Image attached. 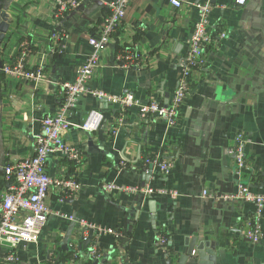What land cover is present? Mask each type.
Returning <instances> with one entry per match:
<instances>
[{
	"label": "crops",
	"instance_id": "crops-1",
	"mask_svg": "<svg viewBox=\"0 0 264 264\" xmlns=\"http://www.w3.org/2000/svg\"><path fill=\"white\" fill-rule=\"evenodd\" d=\"M58 1L0 0V23L8 25L0 41L4 166L34 154L41 120L55 115L62 103L59 84L74 81L91 52L88 38L100 32L114 0H74L78 7L63 18ZM180 1L175 8L169 0H134L101 51L89 84L93 91L167 105L197 20L195 5L209 1L214 40L205 48V65L191 73V92L177 123L143 121L136 109L121 118L105 101L90 95L79 99L63 138L80 151L82 162L50 155L46 172L72 177L80 188L66 196L50 189L45 203L53 214L39 239L13 250V261L5 260L9 249L0 247V264H264V207L262 238L252 244L242 234L254 204L202 197L203 191L234 195L247 181L254 193L264 195V0H246L240 7L233 0ZM17 64L26 72L40 70L43 78L32 82L3 72ZM92 110L102 112V124L97 131H81L78 126ZM238 134L245 139L251 173L239 174L229 153ZM154 159L169 165L168 173L154 166L147 176L144 163ZM110 183L153 193L103 191ZM5 191L1 170L0 202ZM173 191L175 199L169 195ZM73 217L77 226L71 241H78L83 224L93 231L83 252L61 249ZM162 236L163 248L157 245ZM191 244L194 252L183 260ZM92 247L98 259L88 256Z\"/></svg>",
	"mask_w": 264,
	"mask_h": 264
},
{
	"label": "built area",
	"instance_id": "built-area-1",
	"mask_svg": "<svg viewBox=\"0 0 264 264\" xmlns=\"http://www.w3.org/2000/svg\"><path fill=\"white\" fill-rule=\"evenodd\" d=\"M133 2L134 0H114L108 5L109 13L102 22L100 32L88 38L91 52L77 70L74 81L59 84L63 100L58 112L41 120L40 130L34 135V154L2 168L6 191L0 202V247H7L10 251L5 258L6 261L14 260L12 251L19 245L36 243L39 239L49 217L53 214L45 203L50 189H56L66 196L77 192L80 188L79 183L72 177H52L46 172V160L50 155H61L75 165H80L82 162L83 156L80 151L75 147L65 145L63 138L72 127L68 115L79 99L90 95L100 101H105L117 109L121 118L129 109H136L139 118L143 121L161 119L169 126L177 123L180 108L191 92V73L205 65V48L214 40L210 30L212 5L209 1L195 5L197 20L187 42V51L179 62L180 76L177 86L169 103L164 105L155 101L144 104L131 94L109 95L102 91H93L89 87L93 73L99 66L101 51L108 45L111 33L122 21L127 8ZM169 2L175 8H179L182 4L180 0H169ZM245 3L246 0H233V4L238 7L244 6ZM57 7L59 18H63L78 5L74 0H59ZM224 37V33L219 35V38ZM3 72L8 76L32 82L43 78L40 70L26 72L20 64L6 67ZM102 121V112L92 110L78 128L84 132H94L99 129ZM244 144L243 135L238 134L234 138L233 148L229 151L234 157L239 174L251 173L244 154ZM148 162L150 160H146L145 164H153L163 173L169 171L170 166L158 159H154L151 163ZM102 190L131 195L144 193L147 196L153 193L151 189L139 190L113 183L102 185ZM169 195L175 199L177 193L173 191ZM202 197L214 201L239 200L254 204L255 211L252 221L246 224L242 237L252 244H258L261 241L259 221L264 207V195L254 193L248 181L240 183L234 195L215 196L203 191ZM83 226L82 228H86L87 225L83 224ZM166 242L163 236L157 239L158 247H165ZM70 248L75 253L78 252L75 245L70 244ZM88 256L98 259L99 253L95 247H92L88 251Z\"/></svg>",
	"mask_w": 264,
	"mask_h": 264
},
{
	"label": "water",
	"instance_id": "water-1",
	"mask_svg": "<svg viewBox=\"0 0 264 264\" xmlns=\"http://www.w3.org/2000/svg\"><path fill=\"white\" fill-rule=\"evenodd\" d=\"M74 15V14H73ZM8 30V25L6 23H4L3 21L0 23V41L3 40L4 38V35L5 33L7 32ZM4 152V149H3V143H2V140H1V136H0V171L2 170V168L4 167V158L2 157V154ZM145 164V163H144ZM146 166V174L147 176H151L153 170H154V165L153 164H145ZM152 206V213H154V205H155V202L152 201L151 204ZM156 217L155 216H152V220L153 222L155 221ZM76 219L75 217L72 218V223L69 225L64 237H63V240L61 242V249L63 251H73L71 248H70V244H73L76 246L77 248V251L79 252H83L87 249V247L91 244V240H92V237H93V231L92 230H89L87 228H81L80 229V232H79V239L78 241H71V236H72V233L73 231L75 230V227L77 226V223H76ZM88 232V237L87 239H84V234ZM89 251V250H88ZM194 252V245L191 244L189 247H188V250H187V253L185 256L182 257L183 260H185L187 258V256L189 255H192ZM98 261H94L93 264H97Z\"/></svg>",
	"mask_w": 264,
	"mask_h": 264
},
{
	"label": "trees",
	"instance_id": "trees-1",
	"mask_svg": "<svg viewBox=\"0 0 264 264\" xmlns=\"http://www.w3.org/2000/svg\"><path fill=\"white\" fill-rule=\"evenodd\" d=\"M1 6V5H0Z\"/></svg>",
	"mask_w": 264,
	"mask_h": 264
}]
</instances>
